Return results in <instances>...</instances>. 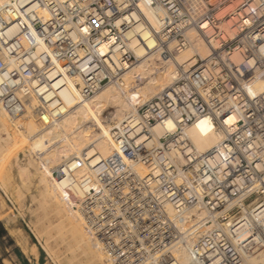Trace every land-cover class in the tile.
<instances>
[{"label": "built area", "instance_id": "obj_1", "mask_svg": "<svg viewBox=\"0 0 264 264\" xmlns=\"http://www.w3.org/2000/svg\"><path fill=\"white\" fill-rule=\"evenodd\" d=\"M202 1L199 12L191 0H12L0 7V104L13 116L36 99L43 113L61 118L63 91L74 85L89 99L138 60L133 38L153 39L150 50L166 60L192 47L190 29L211 48L112 130L113 154L82 174L80 166L54 172L67 180L64 190L113 264H178L171 253L155 254L199 226L200 208L211 227L191 247L193 264H247L264 252V89L256 90L264 82V0ZM203 117L224 139L200 153L185 130ZM166 120L176 130L155 139L154 125Z\"/></svg>", "mask_w": 264, "mask_h": 264}, {"label": "bare ground", "instance_id": "obj_2", "mask_svg": "<svg viewBox=\"0 0 264 264\" xmlns=\"http://www.w3.org/2000/svg\"><path fill=\"white\" fill-rule=\"evenodd\" d=\"M11 1L0 0V7ZM237 3L238 1H235L220 10L218 16L233 9ZM191 4L197 12L206 8V3L202 0H191ZM149 17L155 23L153 14L149 13ZM224 28L232 35L229 23L224 24ZM138 29L142 30L141 25ZM10 33L15 34L16 28L12 27ZM188 35L193 41L192 47L170 60L164 59L160 51L150 50L155 45L153 39L139 43L133 38L130 49L135 52L137 62L128 65L118 79L106 84L89 99H82L78 88L71 85V94L62 92L67 105L65 115L59 119H52L43 113L36 99H31L26 111L17 116L10 115L0 104V151L3 154V158L0 159V183L3 188L12 187L10 178L16 164L20 168L21 177L25 176L23 178L30 184L36 182L42 197L41 200L39 199L42 201L41 205L47 207L49 213L55 216L57 223L55 226L60 230H66L72 238L68 252L81 258L80 261L75 259L78 262L68 258V264H113V262L88 229L75 200L64 190L67 180L57 178L54 172L63 166L72 169L80 166L76 174H82L88 170L90 164L94 165L115 152L116 143L111 136L112 130L124 124L130 116L136 114L139 106L154 99L171 84L177 77L180 67L187 64L195 54H200L203 58L210 54V46L197 30L190 29ZM143 36L146 37L147 32L143 31ZM235 59L238 60L237 57ZM263 89L264 82L259 81L256 90ZM137 103L141 104L136 105ZM174 130L176 123L173 120H166L165 123L154 125L152 132L157 139L165 132ZM185 133L193 147L200 153L210 150L224 139V134L217 129L209 117L200 118L188 126ZM84 156H87L88 161L83 160L78 165ZM131 164L135 165L134 162ZM137 168L140 170L138 165ZM197 215L200 218L199 226L193 228L191 225L186 230L189 232L188 236L162 249L159 254L156 252L155 258L171 253V257L175 258L178 264L194 263L191 247L195 239L211 227L207 221L208 211L205 208H200ZM60 250L59 252H63ZM246 263L264 264V252L248 256Z\"/></svg>", "mask_w": 264, "mask_h": 264}, {"label": "rangeland", "instance_id": "obj_3", "mask_svg": "<svg viewBox=\"0 0 264 264\" xmlns=\"http://www.w3.org/2000/svg\"><path fill=\"white\" fill-rule=\"evenodd\" d=\"M138 104L141 103L136 105ZM2 158L3 154L0 151V159ZM18 168L16 164L11 173L12 187L3 188L0 183V221L8 232L7 236L0 238V259L3 264H7L8 260V264H68V258L80 261V256L77 257L68 252V247L72 242L71 236L66 230H60L55 226L57 224L55 216L49 213L47 207L41 205L42 197L38 185L36 182H31V184L27 182L23 178L25 176L21 177L20 168ZM41 228L45 229L43 231L45 234ZM59 249L63 252H59ZM56 251L58 252L54 253Z\"/></svg>", "mask_w": 264, "mask_h": 264}, {"label": "trees", "instance_id": "obj_4", "mask_svg": "<svg viewBox=\"0 0 264 264\" xmlns=\"http://www.w3.org/2000/svg\"><path fill=\"white\" fill-rule=\"evenodd\" d=\"M8 232L3 223L0 221V238L7 236Z\"/></svg>", "mask_w": 264, "mask_h": 264}, {"label": "crops", "instance_id": "obj_5", "mask_svg": "<svg viewBox=\"0 0 264 264\" xmlns=\"http://www.w3.org/2000/svg\"><path fill=\"white\" fill-rule=\"evenodd\" d=\"M0 264H3L2 260L0 259Z\"/></svg>", "mask_w": 264, "mask_h": 264}]
</instances>
